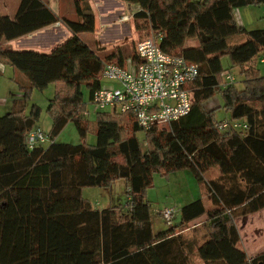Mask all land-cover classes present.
Wrapping results in <instances>:
<instances>
[{
  "label": "trees",
  "instance_id": "obj_1",
  "mask_svg": "<svg viewBox=\"0 0 264 264\" xmlns=\"http://www.w3.org/2000/svg\"><path fill=\"white\" fill-rule=\"evenodd\" d=\"M88 1H73L77 21L58 16L42 0H18L13 17L0 15V58L26 78L28 89L59 83L66 90L48 108V145L25 144L39 115L37 108L23 114L25 95L0 117V264H189L193 244L176 230L203 215L206 237L196 254L204 264H264V252L249 257L241 248L235 225L237 218L264 209V76L251 65L264 56V28L248 30L234 17L235 9L264 0H122L137 6L134 17L161 36L163 52L198 66L189 86L190 111L149 130L141 129L131 112L97 111L94 145L55 143L68 122L84 139L90 127L82 118L87 115L82 87L90 102L101 87L104 64L122 65L128 57L136 62L135 50L128 57L119 48L102 54L79 37L95 29ZM56 22L71 35L48 53L6 44ZM237 36L243 41L230 44ZM190 39L198 46L184 48ZM223 56L239 68L241 89L221 86ZM215 94L229 119L245 123V130L216 129L214 111L220 107L204 108ZM137 132H143L142 142ZM214 165L220 176L205 181L211 208L192 201L181 207L177 225L154 232L144 197L153 174L187 169L204 181ZM116 180L127 187L124 222L117 221L114 208L93 209L81 195L83 188H108Z\"/></svg>",
  "mask_w": 264,
  "mask_h": 264
},
{
  "label": "rangeland",
  "instance_id": "obj_2",
  "mask_svg": "<svg viewBox=\"0 0 264 264\" xmlns=\"http://www.w3.org/2000/svg\"><path fill=\"white\" fill-rule=\"evenodd\" d=\"M11 1L8 2V6H12ZM63 1V8L67 17L72 21H77L78 18L72 0ZM190 1L195 2L200 0ZM1 2L2 0H0V4ZM118 2L120 1L118 0ZM88 3L91 13L93 16L95 15V29L93 32H82L78 35L93 50V44L96 42V39L98 40L101 32H103L101 35L102 37L117 35L118 44L122 45L125 50L129 51L128 55L123 54L125 57L133 54V50L138 41L153 35V32L147 26L146 22L138 20L134 17L136 10H129L127 3H117V1L113 0H89ZM1 9L3 8H0V13H3L1 12ZM239 14L247 29L264 28V5L239 8ZM122 17H126V19H123ZM118 18H121V20L125 21V23H119ZM118 23L119 25H117ZM102 25L109 28L103 29V27H101ZM128 27L136 33V38L134 37L133 40L128 38ZM241 41H243V37L237 36L231 39L229 43L233 44ZM194 42H196L195 39L189 40L187 45H192ZM21 45L22 44H20V46ZM26 45L33 44L27 42ZM27 49L33 50V48ZM33 51L39 52L40 50L38 49ZM96 51L98 53L103 52L102 49H96ZM104 52L102 54H104ZM259 60L260 56H256L253 59V63L255 68L259 70L260 75L264 76V63H260ZM221 65L225 71L234 77L233 84L235 87L237 89H241L243 84L239 68L232 67L228 56L222 57ZM22 79L27 82L26 78L19 71L0 58V101L5 102L0 105V117L11 113L14 108L15 99L19 96L22 97L25 95L26 98L24 99L23 114L29 115L33 108H37L39 115L33 125V128L39 129L45 134H49L52 120L51 115L48 112V108L52 104L56 94H66V90L59 83L49 84L42 90L34 87L28 89V83L23 82ZM224 81V78H222V87L226 85ZM109 83L111 82L106 79H101L102 86H109ZM82 93L85 110L87 112V115H82V118L85 119L86 117L90 129L83 139L80 137L74 123L68 122L54 138L53 141L55 143L72 145L80 143H85L87 145L95 144L96 138L93 131L97 112L93 111V106L88 100L87 91L84 87H82ZM217 106L220 108H217L214 111L215 120L220 122L224 119H229L230 115L223 109L222 99L219 94H215L204 103V108L207 111L214 109ZM98 112L109 113V110L105 109ZM136 137L140 142H142L144 137L143 132H137ZM45 145H48V143ZM219 175L220 170L216 165L210 167L203 174L204 181L196 179L191 171L187 169L171 171L166 175L154 173L152 177V185L144 192V197L149 205L153 231H165L171 226L177 225L180 221L179 213L181 207L197 199L202 200L206 209L211 208V201L205 186V181L215 180L219 177ZM126 192L127 187L125 181L116 180L110 185L109 189L99 187L83 188L81 195L83 199L90 203L93 209L101 210L109 207L114 208L116 211L117 221L124 222L129 219V200ZM165 209L173 210L169 221L162 219L159 215V213ZM205 221L206 217L203 215L187 224V228L184 231L180 232L176 230V234L181 233L184 239L190 240L193 244L192 251L189 255L187 254L189 264H204V262H202L197 256L196 248L205 240L206 230L203 224ZM235 225L237 226L240 234L239 245L243 250L244 247L258 250L264 246V237H262L264 236V214H251L245 217L237 218L235 220Z\"/></svg>",
  "mask_w": 264,
  "mask_h": 264
},
{
  "label": "built area",
  "instance_id": "obj_3",
  "mask_svg": "<svg viewBox=\"0 0 264 264\" xmlns=\"http://www.w3.org/2000/svg\"><path fill=\"white\" fill-rule=\"evenodd\" d=\"M160 39V35L153 34L138 41L134 48L136 62L128 57L122 65L104 64L101 79L114 85L101 86L93 93L90 101L93 111L131 112L143 130L166 126L190 111L189 86L198 76V66L181 55L163 52ZM220 76L225 83L234 81L227 71ZM215 127L219 131L246 129L245 123L232 119L217 122ZM49 142L47 134L34 128L25 139L28 149ZM172 213L173 210L165 209L159 215L169 221Z\"/></svg>",
  "mask_w": 264,
  "mask_h": 264
},
{
  "label": "crops",
  "instance_id": "obj_4",
  "mask_svg": "<svg viewBox=\"0 0 264 264\" xmlns=\"http://www.w3.org/2000/svg\"><path fill=\"white\" fill-rule=\"evenodd\" d=\"M11 0H2L1 4H0V8L3 13H0V15H6L9 17H13L17 7H18V0H12V6H8V2ZM44 3L47 4V6L58 16L60 17H65L67 19H69L66 15V12L64 11L63 8V0H42ZM74 0H72L73 3ZM113 1H117V3H123L125 4L124 1L119 0L120 2H118V0H113ZM71 4V2H70ZM128 9L132 10L135 9L136 11L138 10V7L135 5H129L127 4ZM244 8V7H242ZM120 16V15H119ZM234 17L235 20L237 22L238 25H241L243 27H245V25L242 22V19L240 18V14H239V8L234 10ZM94 19H95V15H94ZM119 19V18H118ZM95 21V20H94ZM127 22V21H126ZM119 23H125V21H122L121 18L119 19ZM119 23L117 25H119ZM129 23V21H128ZM128 25V24H127ZM101 27H103V29L109 28L106 27L104 25H102ZM246 28V27H245ZM247 29V28H246ZM250 30V29H248ZM103 31V30H102ZM128 38H130L131 40H133V38H136V33L133 32V30L128 27ZM103 32L100 33V36L98 38V40L96 39V42L93 44V48L94 50L96 49H102L103 51H108L112 48H119L121 50V52L124 55H128L129 51L125 50V48L122 47V45L118 44V38L117 35H112V36H106V37H102ZM70 32L66 29V27H64V25L61 22H56L50 26H47L41 30H38L36 32H33L31 34L22 36L20 38L8 41L6 44L8 46H10L13 50H17V51H22V50H32V49H27V48H33V50H40L39 52H50L54 47H56L57 45L63 43L69 36H70ZM193 40V39H190ZM196 40V39H195ZM189 40H186L184 42V48H194L198 46V41L196 40V42H194L192 45H187V42ZM28 43L33 44V45H26ZM20 44H22L20 46ZM43 50V51H42ZM46 50V51H44ZM128 57V56H127ZM255 58V57H254ZM260 63H264V56L260 55ZM254 66L253 60L251 62ZM255 67V66H254ZM23 82L27 83L26 81H24V79H22ZM109 85H114L113 83H109ZM102 86V85H101ZM21 97V96H19ZM17 97V98H19ZM5 102H0V105L4 104ZM220 176V175H219ZM107 189V188H104ZM109 189V187H108ZM257 214H264V209L258 211L257 213H254L253 215H257ZM248 216V215H247ZM245 217V216H243ZM237 227V226H236ZM255 228V226H254ZM238 230V228H237ZM239 232V231H238ZM240 235V234H239ZM264 237V236H262ZM259 239V238H258ZM259 241V240H258ZM255 245V244H254ZM244 251L247 254V256L249 257H253L256 254L262 253L264 252V246H262L261 248H259L258 250L256 249H252V248H245L244 247Z\"/></svg>",
  "mask_w": 264,
  "mask_h": 264
}]
</instances>
